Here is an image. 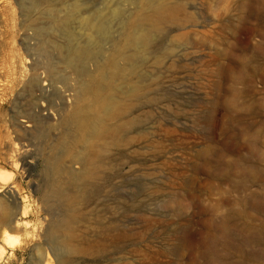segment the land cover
<instances>
[{
  "label": "rangeland",
  "instance_id": "obj_1",
  "mask_svg": "<svg viewBox=\"0 0 264 264\" xmlns=\"http://www.w3.org/2000/svg\"><path fill=\"white\" fill-rule=\"evenodd\" d=\"M209 1L183 0L197 24L171 35L187 33L190 45L177 43L161 66L149 58L145 63L157 78L143 96L158 101L133 107L140 125L96 139L97 145L76 143L66 120L72 99L65 120L58 124L57 116H47L74 85L61 58L76 44L84 48L102 38L84 29L86 18L114 29L136 5L0 0V172L9 176L0 183V204L11 209L13 227L0 228V264H56L54 254L64 253L43 236L51 217L67 213L68 200L78 197L69 169L97 173L74 205L80 218L75 241L94 244L72 264H214L220 258L264 264V0H231L232 6ZM229 13L235 40L221 33ZM50 64L58 68L55 74L47 71ZM97 152L102 164L91 168L87 159ZM55 156L62 158L60 166L45 163ZM45 184L72 197H42ZM11 185L13 195L6 194ZM4 229L14 241L9 247Z\"/></svg>",
  "mask_w": 264,
  "mask_h": 264
},
{
  "label": "bare ground",
  "instance_id": "obj_2",
  "mask_svg": "<svg viewBox=\"0 0 264 264\" xmlns=\"http://www.w3.org/2000/svg\"><path fill=\"white\" fill-rule=\"evenodd\" d=\"M124 1L130 4H135L136 6L133 9V11L131 12L129 11V14L125 19L123 20L121 19L122 21L118 22L115 25L114 29H112V26L109 27L107 25H99L97 23H93L86 18L84 29L88 32H92V31L99 32L100 35H103L102 38L94 40V42L85 46L84 48L76 44L70 50H68L65 56L61 58L64 68L69 72V74L73 75L74 85L73 88L71 89L72 92L71 94L60 96L59 97L60 100H58V103L56 104L52 103L54 106L56 105L55 109H53L52 111L50 110L47 116L49 115H52L53 117L57 116L55 118L56 120L58 118V124H59L60 120L64 116V115L62 116V113L65 110L66 104H68V102H70V99H72L73 104L71 109L69 110V113L66 115V120L70 124L74 125V133L76 137L74 135L72 136L75 137L76 140L80 139L79 140L80 142L83 140L87 142L91 141L92 143L93 140L96 139L99 140L102 137L106 135L108 136L111 133L112 134H114L115 132L117 133V130L120 128H124L128 132L131 130H136L138 125H140L139 123L141 122L140 120H138L139 118L136 119L133 117L135 105L139 107L141 106V104H146V103L148 105L150 104L153 105L155 101H158L152 97L143 96V91L149 88L152 81H155V79L157 78V76L155 77L151 74H148L144 70V66L148 58L149 60L152 61V64L155 65L156 67L161 66L163 64V60H165L164 59L165 57L172 56L177 43L181 41L183 42L184 46L186 45L188 46L192 41L190 40L189 37H187V33H179L178 35H174V36L171 35L172 32L173 33L180 32L183 31L187 26L194 27L197 24V18L192 13L186 11L187 6L185 7L183 0H124ZM216 1L218 0H210L209 2L211 4ZM228 1L227 4L228 6H230L232 1L231 0ZM251 3L252 0H247L246 5H250ZM190 8L198 9L196 7H190ZM248 9L251 10L250 8ZM122 11L125 12V10ZM255 15L256 14H254V17ZM220 19L221 17L220 18L218 17L219 21ZM224 20H225L224 22L225 29L221 31L222 36L224 35L227 40L229 39L235 40L237 34L236 32L237 28L235 27L234 24L235 21L234 16L232 15V13H229ZM114 32H116V35H113ZM163 38L167 39V44L165 46L161 45L162 46L161 47L159 44V40ZM198 39L199 41L197 43L201 44L203 38L199 37ZM104 42L108 43V47H105ZM215 44L213 45V48L219 54L218 52L219 50H217V48L215 49L214 47ZM229 47L231 49L233 48L232 45ZM90 63L92 64V69L88 68V64ZM229 68L230 67H227L224 70H222L225 72V75H227L226 73L230 71ZM46 69L48 72L55 74L58 68L50 64L49 67ZM43 86L41 90L44 92L47 91L49 86L46 88ZM115 93H119V96H116ZM126 101L127 102L131 101L134 104L129 106L125 104ZM32 111L35 114L39 113V109H35ZM40 120H41L40 118L35 117L32 120V122L36 124L39 123ZM68 124H66V126ZM31 126L32 125L30 124H26L25 129L31 128ZM113 137L115 138L116 136L113 135ZM75 138L73 140L74 142H75ZM56 141L57 140H55V142ZM76 143H79L78 140ZM91 143H89V145H91ZM55 144L56 143L52 144L54 145V148H55ZM93 144H97V140L94 141ZM90 147L92 148L93 146L91 145ZM95 150H96V146H95ZM97 153L95 154L97 156H95L92 159L91 157L93 156L88 157L91 160L87 159V162L89 161L91 166L94 165V168H96L95 166L97 164H100V166L102 164V157L101 155H99V152ZM60 158L58 156L52 158L48 157L45 163L48 162V165L55 164L57 166V163L59 165V161H61L59 160ZM88 164H86V166ZM91 168H93V166ZM91 170L92 169H90V171ZM93 170L94 172H96L95 169ZM83 171L86 172L87 170H83ZM94 172L91 171L88 173L87 172L81 173V171L79 170V172L76 173L75 170L72 171L70 169L68 170V172L67 171L65 172L66 174L68 173L69 176L71 177L70 185L76 190L74 192L75 193L77 192L76 195H78V197L82 195L84 196L83 194L84 190H89L90 188L89 182L91 180H94L97 176V173ZM8 178H9L8 175L4 174L3 172H0V183ZM51 183L52 185H54L53 184L54 182ZM49 184L48 186H51ZM48 186L46 184L42 186L44 190L42 193L43 194L42 197H45L46 194L48 195L50 194L57 199L58 198L61 199V201H63L62 199L67 198L68 194H66V191L65 192L62 191L60 187H55L54 189L53 187L49 188ZM3 190L5 191L6 194L9 195L11 194L13 195L14 193L13 185L6 186L4 187ZM78 197L76 198L78 199ZM76 198H74V200H76L75 202H77ZM81 198L87 200L85 199V197H81ZM68 202H69V206L66 207L67 213H65L64 215L61 214L62 216L57 218L51 217V220L47 224L43 236L44 243L51 242V243H55V245L56 243H58L60 244L59 245L60 248L58 247L59 250L64 252L63 254L58 253L57 256H55L56 253L54 254L53 257L55 259L54 258L53 259L55 260L54 263L56 264H72L73 256L86 255L88 250H90L94 244V243L93 244L90 243L91 244V245L89 244L90 246H84L83 243H77L75 241L76 239L75 226L79 222L80 218H79V209L76 208L77 206L75 207L74 205H79V204H75L73 200H68ZM11 219H12L11 209L7 204L2 202L0 204V228L2 226H7L8 230H13V227L11 226L12 223ZM17 225L18 223L15 222V226ZM2 231H3L2 237L4 241L3 245L7 247L11 246L14 242V241L12 242L11 239L12 234L8 233L7 229H4ZM48 261L49 264L53 263L51 262V260ZM214 264H242V263H229L226 260V258H220L218 261L216 260Z\"/></svg>",
  "mask_w": 264,
  "mask_h": 264
}]
</instances>
